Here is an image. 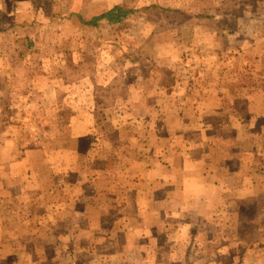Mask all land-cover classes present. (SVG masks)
<instances>
[{"label":"rangeland","instance_id":"1","mask_svg":"<svg viewBox=\"0 0 264 264\" xmlns=\"http://www.w3.org/2000/svg\"><path fill=\"white\" fill-rule=\"evenodd\" d=\"M46 2L0 0V264H264V143L239 147L234 118L164 114V74L126 23ZM70 24L53 69L43 46ZM96 85L116 96L103 118Z\"/></svg>","mask_w":264,"mask_h":264},{"label":"crops","instance_id":"2","mask_svg":"<svg viewBox=\"0 0 264 264\" xmlns=\"http://www.w3.org/2000/svg\"><path fill=\"white\" fill-rule=\"evenodd\" d=\"M115 4L128 8L141 4L122 24L126 23L127 36L140 38L142 58L164 74L166 87L158 93L159 110L162 106L164 114L178 117L189 111L198 118V131L209 130L211 118L217 117L223 125L234 118L244 133L239 147L255 151L257 140L264 143L260 137L264 128L255 126L256 120L264 118V0H90L88 12L82 16L90 19L98 15L93 11L101 9L102 13ZM30 11L32 14L34 8ZM107 22L100 19V23ZM72 28L70 24L56 32L57 36L62 34L63 48L51 42L42 47L48 51L40 55L52 62L53 69L55 57L62 59V53L69 49ZM40 34L34 29V51L41 47ZM185 68L190 81L182 80L180 70ZM185 98L189 102L182 105ZM181 127L179 122L174 132H181ZM255 158L250 162L255 163ZM169 176L164 177L165 183H171L176 175Z\"/></svg>","mask_w":264,"mask_h":264},{"label":"trees","instance_id":"3","mask_svg":"<svg viewBox=\"0 0 264 264\" xmlns=\"http://www.w3.org/2000/svg\"><path fill=\"white\" fill-rule=\"evenodd\" d=\"M45 1H47L46 2L47 4L52 2V0H45ZM133 12H134L133 9L123 7L122 4H115L111 8L104 10L102 13L98 15H94L91 19L85 22L89 24H95L98 21H100V19H106L108 20L109 23H118V22L123 21L129 14ZM10 14H11V18H13L14 11H12ZM14 24L15 23H12V25ZM96 89L101 91L102 96L100 98H96L95 100V109H96L95 115L97 116L101 115V117L103 118L105 115V111L102 110L101 112H99L97 111V109H102V108H106V107L113 105L116 99V96L112 92L106 93V91H109L110 86L96 85Z\"/></svg>","mask_w":264,"mask_h":264}]
</instances>
